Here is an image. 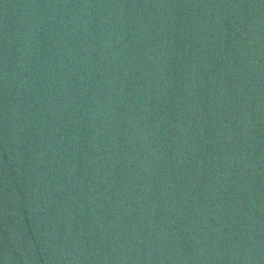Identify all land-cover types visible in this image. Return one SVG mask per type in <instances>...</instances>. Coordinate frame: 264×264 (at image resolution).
I'll use <instances>...</instances> for the list:
<instances>
[{
	"label": "water",
	"instance_id": "95a60500",
	"mask_svg": "<svg viewBox=\"0 0 264 264\" xmlns=\"http://www.w3.org/2000/svg\"><path fill=\"white\" fill-rule=\"evenodd\" d=\"M0 264H264V0H0Z\"/></svg>",
	"mask_w": 264,
	"mask_h": 264
}]
</instances>
